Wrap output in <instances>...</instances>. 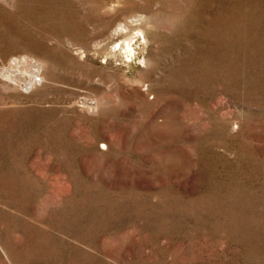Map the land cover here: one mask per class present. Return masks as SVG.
<instances>
[{"label": "rangeland", "instance_id": "1", "mask_svg": "<svg viewBox=\"0 0 264 264\" xmlns=\"http://www.w3.org/2000/svg\"><path fill=\"white\" fill-rule=\"evenodd\" d=\"M0 264H264V0H0Z\"/></svg>", "mask_w": 264, "mask_h": 264}, {"label": "bare ground", "instance_id": "2", "mask_svg": "<svg viewBox=\"0 0 264 264\" xmlns=\"http://www.w3.org/2000/svg\"><path fill=\"white\" fill-rule=\"evenodd\" d=\"M132 22V21H131ZM120 25V24H119ZM130 23H124L123 25H120V28H119V26H118V28H117V33L119 32V33H125L126 35V38H125V41H126V45L124 44V49H125V47L127 46L129 49H130V47H131V42H132V40H133V36H129V35H127V30H129V27H130ZM141 26V25H140ZM127 31V32H126ZM141 33V32H140ZM118 35V34H117ZM126 50V49H125ZM132 50V49H131ZM37 75H39V74H36V78H34L33 80H32V82H37Z\"/></svg>", "mask_w": 264, "mask_h": 264}]
</instances>
